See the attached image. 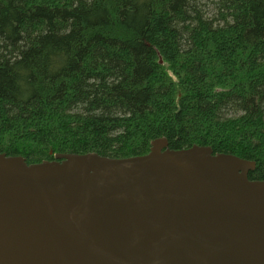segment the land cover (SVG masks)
Listing matches in <instances>:
<instances>
[{"label":"trees","instance_id":"obj_1","mask_svg":"<svg viewBox=\"0 0 264 264\" xmlns=\"http://www.w3.org/2000/svg\"><path fill=\"white\" fill-rule=\"evenodd\" d=\"M160 136L264 179V0H0V152L128 157Z\"/></svg>","mask_w":264,"mask_h":264},{"label":"water","instance_id":"obj_2","mask_svg":"<svg viewBox=\"0 0 264 264\" xmlns=\"http://www.w3.org/2000/svg\"><path fill=\"white\" fill-rule=\"evenodd\" d=\"M254 168L164 136L128 157L0 152V264H264Z\"/></svg>","mask_w":264,"mask_h":264},{"label":"bare ground","instance_id":"obj_3","mask_svg":"<svg viewBox=\"0 0 264 264\" xmlns=\"http://www.w3.org/2000/svg\"><path fill=\"white\" fill-rule=\"evenodd\" d=\"M158 62H159V63H162V59H161V57H159Z\"/></svg>","mask_w":264,"mask_h":264}]
</instances>
